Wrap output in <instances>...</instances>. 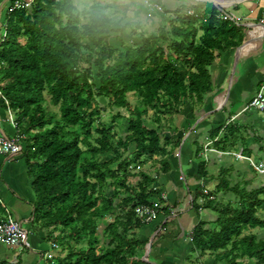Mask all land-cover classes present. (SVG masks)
<instances>
[{
  "label": "trees",
  "instance_id": "16d2710c",
  "mask_svg": "<svg viewBox=\"0 0 264 264\" xmlns=\"http://www.w3.org/2000/svg\"><path fill=\"white\" fill-rule=\"evenodd\" d=\"M29 2L22 8L15 5L23 1L11 0L3 22L0 97L14 116L32 179L30 225L46 230L45 241L57 247H50L56 254L49 264H147L146 242L137 236L148 224L141 211L157 216L168 207L153 186L156 177L142 167L178 147V139L164 135L168 116L185 103L203 102L211 92L208 67L218 52L240 44L241 27L204 3L195 16L180 14L188 7L178 10L168 30L129 25L132 38L114 46L111 31L81 23L74 0ZM106 109L115 111L111 124L99 121ZM119 119L120 134L113 127ZM216 133L210 134L212 149L224 155L227 137L214 141ZM158 163L167 169L165 159ZM206 164H198L203 178ZM227 174L220 167L214 189L201 191V204L192 202L197 212L215 215L192 229L193 251L212 264H264V219L257 216L264 186L248 189ZM4 216L0 206V222Z\"/></svg>",
  "mask_w": 264,
  "mask_h": 264
},
{
  "label": "crops",
  "instance_id": "0c3cea01",
  "mask_svg": "<svg viewBox=\"0 0 264 264\" xmlns=\"http://www.w3.org/2000/svg\"><path fill=\"white\" fill-rule=\"evenodd\" d=\"M215 1L219 5H213L221 9V14L232 13L240 18L237 25L241 27L242 40L237 47L218 52L215 61L208 67L211 92L204 97L203 102L193 105L185 103L177 115L168 116L167 125L170 130H166L164 135L178 139V147L173 151L171 147L168 148V157L157 158L156 162L148 161L142 167L143 172L156 177L153 186L161 190L160 196L165 197V205L168 207L166 213H158L156 218L137 231L138 238L146 242L143 259H146L147 264H212L211 258H191L193 246L190 235L200 220L208 222L215 218L210 210L200 208L197 212L192 203L195 200L201 204V191L204 188L213 190L218 183L217 175L222 166H215L214 159L216 156H226L230 158L226 164H232L233 158L239 163L245 162L251 174L253 164L264 168V115L255 109H245L264 87V0ZM74 2L77 5V0ZM204 3L209 2L160 0L163 11L152 14L141 3L133 20L110 30L114 37L112 43L119 46L121 40L132 38L128 26L133 24L151 33L156 32L160 26L168 30L178 10L188 7L180 11L184 16L189 10L195 12V8L202 13L205 11ZM10 4L11 0H0V24L5 21ZM125 27L128 28L123 30ZM212 132H217L214 141L227 137L226 142L230 146L227 153L239 154L248 160L226 153L205 154L202 150L205 145L209 143V147H213ZM14 135H17L14 116L5 110L0 97V136L10 138ZM197 150L200 160L206 155V178L198 173ZM163 159L168 163L164 172L158 163ZM251 176L243 179L248 189L264 186V173L256 171ZM31 182L21 153L14 156L0 155V206L5 207L28 231L27 245L21 249L0 242V261L9 264H49L46 254H51L52 250L50 243L44 239V230L32 228L29 222L31 202L34 199ZM263 210L264 205L257 213L262 219L264 217L259 216V212Z\"/></svg>",
  "mask_w": 264,
  "mask_h": 264
},
{
  "label": "built area",
  "instance_id": "2783aa9c",
  "mask_svg": "<svg viewBox=\"0 0 264 264\" xmlns=\"http://www.w3.org/2000/svg\"><path fill=\"white\" fill-rule=\"evenodd\" d=\"M30 2L29 1H25L23 3H16L15 7L21 6L23 7H27L29 6ZM142 5L146 8V10L148 11L149 14L152 13H161L163 11V8L161 6V4L151 1V0H147L146 3L142 2ZM186 15L189 16H195V12L193 10H189L187 11ZM221 19L222 20H228V21H232L234 23H239L240 18L237 17V15L232 14V13H222L221 14ZM4 24H0V46L1 43L3 42L4 38H5V28H4ZM3 63H1L2 65ZM262 87L255 95V97L248 103V105L245 107V109H255L257 111H260L263 115H264V91H263ZM14 127H16V123L14 122ZM209 143L207 145L204 146V153L206 154L207 152H213L216 154H222V152L220 151H216L215 149L213 150L212 148L209 149ZM22 151V144H21V137L18 135H14L13 137L7 138L4 136H0V155L2 156H14L17 155L19 153H21ZM227 155H232L236 158L239 159H245L248 160L245 157H242L239 154H235V153H226ZM253 167L255 169V171L259 172V173H264V168L260 167L258 165H254ZM202 193L207 195L208 192L207 190L204 188L202 190ZM165 198V197H163ZM212 199V197H211ZM2 208L4 209V220L2 222H0V242L5 243L8 246L14 247V248H23L24 246L27 245V240H28V231L22 226V224L17 221L16 219H14L9 211L2 206ZM143 211V212H142ZM141 213L146 215L145 218V222L146 223H150L155 217H156V213L155 211L148 209V208H144L142 209ZM51 248L56 249V245H51ZM46 257L48 259L52 258V254H46Z\"/></svg>",
  "mask_w": 264,
  "mask_h": 264
},
{
  "label": "clouds",
  "instance_id": "9594fccd",
  "mask_svg": "<svg viewBox=\"0 0 264 264\" xmlns=\"http://www.w3.org/2000/svg\"><path fill=\"white\" fill-rule=\"evenodd\" d=\"M142 2L147 0H77L79 19L103 33L133 20Z\"/></svg>",
  "mask_w": 264,
  "mask_h": 264
},
{
  "label": "rangeland",
  "instance_id": "374dc122",
  "mask_svg": "<svg viewBox=\"0 0 264 264\" xmlns=\"http://www.w3.org/2000/svg\"><path fill=\"white\" fill-rule=\"evenodd\" d=\"M127 99H128V101H130V103L132 104V105H137V104H139V100H138V98L136 97V96H134V95H132V94H128L127 95ZM101 104H103V105H105V101L104 100H102V102H101ZM48 110H50V111H52V112H56L57 111V108L56 107H53V106H51L50 104L48 105ZM121 112L123 113V114H126L125 113V111L124 110H121ZM114 113H115V111H110L109 109H106L104 112H102L101 113V115H100V117H99V121L101 122V123H105V124H111V118H112V116L114 115ZM120 119L119 120H116L115 122H114V124H113V127L115 128V131L116 132H118L119 134L122 132L121 130H120V127H119V123H120ZM22 147H23V145H22ZM212 148V146H210V148L209 149H211ZM208 153V155H209V153L210 152H207ZM112 157V155L111 154H109V155H104V157H103V159L104 160H106V159H110ZM221 158H223V159H221ZM196 160L198 161H200V158H196ZM201 160H203V161H205L206 160V155H204L202 158H201ZM215 160V166H216V164H218L219 166H222L223 167V165L226 167V169L228 170V174H227V177L229 178V179H232V181L233 180H235V179H239V180H241L243 183H245L244 181H243V179H245V178H250V177H252L251 175L253 174V173H256V171H254V169H252L251 168V170H253V173L251 174L250 173V171L248 170L249 169V167L247 166L248 164L247 163H245V162H243V163H239L238 161H236L234 158L232 159V164H226V163H229V160H230V158L229 157H219V156H216V158L214 159ZM224 161V162H223ZM217 162V163H216ZM222 162V163H221ZM239 165H242V166H239ZM211 166H214V165H211ZM246 168V170L244 171V173L242 172V170H244L245 168ZM136 171H139V169H137ZM237 173V174H236ZM246 174V175H245ZM258 174V173H257ZM260 175V174H259ZM252 179V178H251ZM255 179V178H254ZM133 181H136V179L135 180H133ZM241 181H239V182H241ZM255 181H257L256 179H255ZM235 182V181H234ZM248 188V187H247ZM259 216H261V217H264V210L263 211H260L259 212ZM97 230H98V233L99 234H101V232H102V230H103V222H101V223H99L98 224V226H97ZM43 235L44 236H46V230H44L43 232ZM55 235H57V232H56V234ZM50 250H52L51 248H50ZM51 254H52V256L54 257L55 256V254H56V252L55 251H52V252H50ZM196 257H198V253H196V252H194L193 251V253H191V258H196Z\"/></svg>",
  "mask_w": 264,
  "mask_h": 264
},
{
  "label": "water",
  "instance_id": "95a60500",
  "mask_svg": "<svg viewBox=\"0 0 264 264\" xmlns=\"http://www.w3.org/2000/svg\"><path fill=\"white\" fill-rule=\"evenodd\" d=\"M206 1H208L209 3H212V4H217V5H219L218 3H216V1L215 0H206ZM233 4H235V1H234V3Z\"/></svg>",
  "mask_w": 264,
  "mask_h": 264
}]
</instances>
